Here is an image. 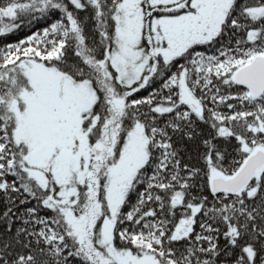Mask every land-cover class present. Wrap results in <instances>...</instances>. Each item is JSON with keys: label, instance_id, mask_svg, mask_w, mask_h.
Instances as JSON below:
<instances>
[{"label": "snow or ice", "instance_id": "snow-or-ice-1", "mask_svg": "<svg viewBox=\"0 0 264 264\" xmlns=\"http://www.w3.org/2000/svg\"><path fill=\"white\" fill-rule=\"evenodd\" d=\"M0 264H264V0H0Z\"/></svg>", "mask_w": 264, "mask_h": 264}, {"label": "trees", "instance_id": "trees-1", "mask_svg": "<svg viewBox=\"0 0 264 264\" xmlns=\"http://www.w3.org/2000/svg\"><path fill=\"white\" fill-rule=\"evenodd\" d=\"M22 36H23V33H20L17 36H10L9 39L11 41H15L17 38H22Z\"/></svg>", "mask_w": 264, "mask_h": 264}]
</instances>
